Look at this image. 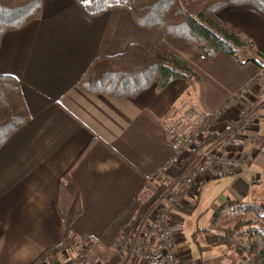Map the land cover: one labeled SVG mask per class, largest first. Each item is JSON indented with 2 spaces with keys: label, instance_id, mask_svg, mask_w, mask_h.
Masks as SVG:
<instances>
[{
  "label": "crops",
  "instance_id": "0c3cea01",
  "mask_svg": "<svg viewBox=\"0 0 264 264\" xmlns=\"http://www.w3.org/2000/svg\"><path fill=\"white\" fill-rule=\"evenodd\" d=\"M218 17L264 54L263 11L249 4L232 5ZM178 41L138 26L126 8L91 16L76 0H43L39 19L3 35L0 75L20 80L31 119L0 147V264H36L53 248L59 249L56 258L70 262L64 255L74 245L64 246L66 230L58 210L66 175L83 207L70 238L74 243L98 241L132 199L154 187L156 173L173 152L166 125L183 103L200 111L215 130L239 119L242 111H250L254 121L245 134L246 164L205 176L195 195L182 196L174 208L169 229L177 260L245 263L222 241V232L240 222H256L257 215L251 209L226 214L217 210L224 203L264 205L263 69L226 51L207 58ZM131 43L173 51L198 80L178 78L163 88L155 83L136 97L94 94L81 85L92 60L119 54ZM225 106L220 117L213 115ZM225 217L233 220L226 223ZM54 257L50 254L37 264ZM125 262L137 264L132 256Z\"/></svg>",
  "mask_w": 264,
  "mask_h": 264
},
{
  "label": "trees",
  "instance_id": "16d2710c",
  "mask_svg": "<svg viewBox=\"0 0 264 264\" xmlns=\"http://www.w3.org/2000/svg\"><path fill=\"white\" fill-rule=\"evenodd\" d=\"M91 16L102 15L117 8H126L134 22L145 29L158 32L190 44L205 57L212 58L219 51L239 57L252 52L247 61L264 68V54L256 49L254 41L226 25L218 13L232 5L249 4L264 12V0H76ZM200 4L201 8L196 9ZM43 0H0V42L7 31L21 29L42 16ZM261 59L260 62L257 60ZM198 80L197 73L173 51L159 45L146 49L137 43L115 55L99 56L90 62L80 79L90 93L108 94L114 97H136L157 83L165 87L174 79ZM31 119L21 82L10 74L0 75V147ZM213 135H210L212 138ZM186 161L176 176L189 165ZM158 184L157 192L148 199L134 198L118 214L98 238L107 247H115L114 260L108 264H120L122 250L133 245V238L147 212L165 190ZM58 210L64 222L66 241L64 246L85 245L92 240L75 242L71 237L72 223L82 213L80 194L68 175L60 186ZM254 205L237 207L240 212L253 210L256 222H240L235 228L222 232V241L233 246L239 256L247 255V264H264V212ZM236 211V212H237ZM235 212V213H236ZM59 249L53 248L41 254L36 262L44 260ZM250 260V262H249ZM242 263V264H245ZM35 264V263H34ZM235 264V263H234Z\"/></svg>",
  "mask_w": 264,
  "mask_h": 264
},
{
  "label": "built area",
  "instance_id": "2783aa9c",
  "mask_svg": "<svg viewBox=\"0 0 264 264\" xmlns=\"http://www.w3.org/2000/svg\"><path fill=\"white\" fill-rule=\"evenodd\" d=\"M225 108L213 115L220 117ZM253 121V114L247 113L223 130H215L192 105L183 103L176 108L166 125V139L173 152L154 177V185L163 184L166 188L147 212L132 247L125 249L136 258L137 264H179L169 229L174 208L182 196L195 195L205 176H219L225 170L246 164L249 148L245 134ZM188 160L189 165L176 176L177 170ZM260 210L264 212V206ZM236 211L237 206L232 203H224L217 210L219 214Z\"/></svg>",
  "mask_w": 264,
  "mask_h": 264
},
{
  "label": "rangeland",
  "instance_id": "374dc122",
  "mask_svg": "<svg viewBox=\"0 0 264 264\" xmlns=\"http://www.w3.org/2000/svg\"><path fill=\"white\" fill-rule=\"evenodd\" d=\"M178 40V39H177ZM181 41V40H179ZM178 41V42H179ZM183 42V41H182ZM186 43V42H185ZM188 44V43H187ZM252 55V52L245 54L244 52H241L240 54H238V58L241 60H246L248 57ZM262 76H264V68H262ZM260 74V77H262ZM250 111H242V115L247 114ZM157 192V186L154 185V187H150V189L148 190V192H145L146 194L143 195V197L141 198L143 199H148L151 197L152 193H156ZM263 207V204H260V207ZM227 217H225L226 219ZM231 218H234V216H231ZM230 218H227L225 220L226 223L231 222ZM58 252V251H57ZM57 252L52 253L54 257V259L56 258V256H58ZM114 252H115V247H107L104 246L103 244H101L98 241H92L90 243L86 242L85 245H81V246H74V248H71L70 250H68L66 252V254L64 255L65 259L68 258L70 260L69 263L67 264H72V262L76 261V264H108L113 262L114 260ZM128 250H122V261L120 262V264H125V259L130 258V256L134 257L133 255H130ZM241 259L248 260V256L247 255H242L240 256ZM62 258H56L55 261L51 260L52 264H56L57 262H59V264H66L65 261L62 262ZM57 261V262H56ZM48 263V264H51ZM250 262V260H249ZM243 263V262H242ZM247 264V263H245Z\"/></svg>",
  "mask_w": 264,
  "mask_h": 264
},
{
  "label": "snow or ice",
  "instance_id": "6c2138e0",
  "mask_svg": "<svg viewBox=\"0 0 264 264\" xmlns=\"http://www.w3.org/2000/svg\"><path fill=\"white\" fill-rule=\"evenodd\" d=\"M86 2H87V0H86Z\"/></svg>",
  "mask_w": 264,
  "mask_h": 264
}]
</instances>
